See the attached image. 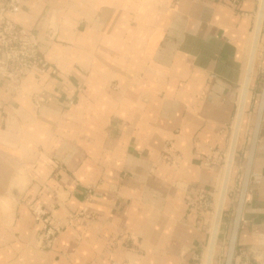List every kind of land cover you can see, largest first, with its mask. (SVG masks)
I'll list each match as a JSON object with an SVG mask.
<instances>
[{
    "label": "crops",
    "instance_id": "crops-1",
    "mask_svg": "<svg viewBox=\"0 0 264 264\" xmlns=\"http://www.w3.org/2000/svg\"><path fill=\"white\" fill-rule=\"evenodd\" d=\"M262 2L24 0L9 17L48 66L0 74V264H207ZM263 87L264 16L221 245ZM33 206L60 228L53 244ZM263 246L264 110L236 249Z\"/></svg>",
    "mask_w": 264,
    "mask_h": 264
},
{
    "label": "built area",
    "instance_id": "built-area-1",
    "mask_svg": "<svg viewBox=\"0 0 264 264\" xmlns=\"http://www.w3.org/2000/svg\"><path fill=\"white\" fill-rule=\"evenodd\" d=\"M24 0H0V74L7 78H21L29 73L43 75L48 63L40 51L38 38L28 29L19 26L9 16L18 14L22 9ZM34 105L40 108L45 101L40 95L33 97ZM166 161L172 164L174 158L167 156ZM252 182L259 184L261 176L253 174ZM200 203L204 206L208 200L203 194ZM32 210L37 220H44L43 237L48 244H53L60 228L52 225L48 216L39 206H33ZM232 264H264V246L260 252L246 248H238L235 251Z\"/></svg>",
    "mask_w": 264,
    "mask_h": 264
},
{
    "label": "bare ground",
    "instance_id": "bare-ground-1",
    "mask_svg": "<svg viewBox=\"0 0 264 264\" xmlns=\"http://www.w3.org/2000/svg\"><path fill=\"white\" fill-rule=\"evenodd\" d=\"M263 16H264V0L262 2V8H261V11H260L259 22H258V26H257V30H256V36H255V41H254L253 50H252V56H251V61H250V66H249V76L251 74L253 61H254V58H255L258 42H259L260 35H261ZM249 76H248V80H249ZM248 80H247V83L245 85L243 98H242V104H241V108H240V113H239V116H238V119H237V123H236V127H235L234 138H233V141H232V146H231V150H230V154H229V160H228V164H227V169H226V172H225L224 186H223V190H222V193H221V198H220V202H219V206H218V210H217L216 221H215V225H214L213 233H212V239H211V242H210L211 245H210V249H209V256H208L207 264H212L213 263L215 246H216L217 236H218L219 227H220L221 214H222V211L224 209V204H225V200H226V195H227V190H228V183H229V178H230V174H231V170H232L233 159H234L237 139H238V135H239L240 125H241V118H242L244 104H245V99H246L247 91H248Z\"/></svg>",
    "mask_w": 264,
    "mask_h": 264
},
{
    "label": "water",
    "instance_id": "water-1",
    "mask_svg": "<svg viewBox=\"0 0 264 264\" xmlns=\"http://www.w3.org/2000/svg\"><path fill=\"white\" fill-rule=\"evenodd\" d=\"M263 110H264V87H263V91H262V95L260 98V103H259V107H258V111H257L256 122H255L252 144H251V150H250L249 157L247 160L245 173H244L243 181H242V186H241V190H240L239 200H238V204H237L236 211H235L234 224H233L232 233H231V237H230L228 248H227L225 264H232L233 263L234 254L236 251V243H237V238H238V234H239V229H240L245 199H246V195H247L248 185H249V181H250L252 164H253L254 149H255V144L257 142L258 133L260 130L261 120H262V116H263Z\"/></svg>",
    "mask_w": 264,
    "mask_h": 264
},
{
    "label": "rangeland",
    "instance_id": "rangeland-1",
    "mask_svg": "<svg viewBox=\"0 0 264 264\" xmlns=\"http://www.w3.org/2000/svg\"><path fill=\"white\" fill-rule=\"evenodd\" d=\"M216 253L214 255L213 258V263L212 264H225V260H226V254H227V246H228V241H226L224 243V245H221V242H219V240H217L216 243ZM201 259H200V263H201Z\"/></svg>",
    "mask_w": 264,
    "mask_h": 264
}]
</instances>
